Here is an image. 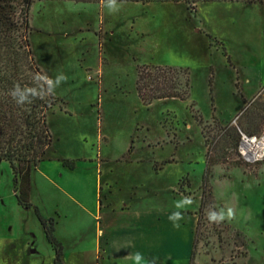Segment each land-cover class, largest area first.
<instances>
[{
  "label": "rangeland",
  "instance_id": "374dc122",
  "mask_svg": "<svg viewBox=\"0 0 264 264\" xmlns=\"http://www.w3.org/2000/svg\"><path fill=\"white\" fill-rule=\"evenodd\" d=\"M29 24L34 61L57 99L30 200L58 224L62 263L189 264L209 150L218 163L194 262L264 264V161L246 165L236 149L238 130H264V6L35 0ZM141 66L187 70L188 99L144 105L136 91ZM99 223L118 243L110 259L96 251ZM138 236L153 240L154 257L136 259ZM0 264H54L3 161Z\"/></svg>",
  "mask_w": 264,
  "mask_h": 264
},
{
  "label": "trees",
  "instance_id": "16d2710c",
  "mask_svg": "<svg viewBox=\"0 0 264 264\" xmlns=\"http://www.w3.org/2000/svg\"><path fill=\"white\" fill-rule=\"evenodd\" d=\"M34 1L0 0V161L9 164L18 205L24 210H32L40 223L45 238L54 252V264H63V245L55 236L57 224L55 219L43 217L39 208L30 200L31 171L45 160L46 152L52 144L47 115L57 101L50 91L47 77L35 63L30 47L29 12ZM109 1L146 3L149 0ZM167 1L185 3L188 9H194L198 2L264 6V0ZM13 3L16 4L15 8L12 6ZM136 91L144 105L173 98L184 101L189 97V72L182 68L166 66L138 67ZM196 121L198 124L202 123L198 118ZM229 131L233 135L236 133L235 130ZM237 137L239 139V133ZM217 163V160H212L208 150L189 264H195L196 247L201 240L203 212L208 204H212L209 178L212 175V167ZM62 164L70 170L75 168L72 161L62 160ZM182 183L183 179L179 183L180 193H182ZM187 186L189 187V184Z\"/></svg>",
  "mask_w": 264,
  "mask_h": 264
},
{
  "label": "built area",
  "instance_id": "2783aa9c",
  "mask_svg": "<svg viewBox=\"0 0 264 264\" xmlns=\"http://www.w3.org/2000/svg\"><path fill=\"white\" fill-rule=\"evenodd\" d=\"M238 131L237 153L241 161L246 165L264 161V130L258 135Z\"/></svg>",
  "mask_w": 264,
  "mask_h": 264
},
{
  "label": "crops",
  "instance_id": "0c3cea01",
  "mask_svg": "<svg viewBox=\"0 0 264 264\" xmlns=\"http://www.w3.org/2000/svg\"><path fill=\"white\" fill-rule=\"evenodd\" d=\"M100 185V183H99ZM101 205V204H100ZM107 207L111 208V205H108ZM119 210H122V211H126L127 208L123 207ZM116 209H113L112 212H115ZM100 212V211H99ZM57 226L58 224H56V230H55V234H57ZM99 231L100 233L102 234V237H101V242H100V238L99 240L97 241V245H96V251L98 250L99 254L101 253H105L106 255V258L110 259L112 257L111 253L108 251L111 247H114L116 245V241L113 239V236H109V234H104L103 232V229L101 227V224L99 223ZM42 228V227H41ZM43 230V229H42ZM194 232V230H193ZM193 232H192V238H193ZM102 238H104L102 240ZM103 242V243H102ZM64 244V243H63ZM118 244V243H117ZM154 246V242L153 240L150 241V239H146L144 238V240H141L140 239V236L132 239V247L134 248V250L136 251H133L132 253L134 255L136 254H140L143 255V256H148L149 254L151 255L150 258L154 257L155 255V252L154 250H152V247ZM141 249V252H139V250ZM63 250H64V247H63ZM153 251V252H152ZM190 252H191V248L189 250V255H190ZM131 253V254H132ZM132 254V256H133Z\"/></svg>",
  "mask_w": 264,
  "mask_h": 264
},
{
  "label": "clouds",
  "instance_id": "9594fccd",
  "mask_svg": "<svg viewBox=\"0 0 264 264\" xmlns=\"http://www.w3.org/2000/svg\"><path fill=\"white\" fill-rule=\"evenodd\" d=\"M229 215H231V212H229ZM222 218H223L222 215H221V216H217L216 214H212V215H210V217H209V219H210V220H213V221L218 220V219H222ZM136 259H137V260L140 259V255H139V254H136Z\"/></svg>",
  "mask_w": 264,
  "mask_h": 264
}]
</instances>
